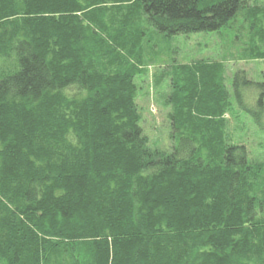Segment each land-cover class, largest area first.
I'll return each instance as SVG.
<instances>
[{
  "label": "trees",
  "instance_id": "obj_1",
  "mask_svg": "<svg viewBox=\"0 0 264 264\" xmlns=\"http://www.w3.org/2000/svg\"><path fill=\"white\" fill-rule=\"evenodd\" d=\"M250 1L0 0V264H264V162L229 139L224 66L159 70L166 149L136 104L150 29L219 32Z\"/></svg>",
  "mask_w": 264,
  "mask_h": 264
},
{
  "label": "rangeland",
  "instance_id": "obj_2",
  "mask_svg": "<svg viewBox=\"0 0 264 264\" xmlns=\"http://www.w3.org/2000/svg\"><path fill=\"white\" fill-rule=\"evenodd\" d=\"M255 7L263 13L252 18L241 12L219 32L170 39L149 30L146 38L149 44L143 53L145 73L135 83L142 128L153 148L166 149L170 145V110L162 104L168 89L165 82L155 85L159 70L172 61L179 65L216 62L224 66V85L232 105V111L225 116L229 139L233 144L245 146L250 162H264V100L259 102L256 85L264 83V59L253 60L245 55L257 47L264 52V0H251L247 11Z\"/></svg>",
  "mask_w": 264,
  "mask_h": 264
}]
</instances>
